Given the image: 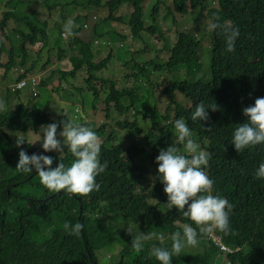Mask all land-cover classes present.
I'll return each mask as SVG.
<instances>
[{"label": "trees", "instance_id": "16d2710c", "mask_svg": "<svg viewBox=\"0 0 264 264\" xmlns=\"http://www.w3.org/2000/svg\"><path fill=\"white\" fill-rule=\"evenodd\" d=\"M32 1L26 4L25 0H11L7 4L14 9L25 8L26 13L23 17H18L12 12H7L0 20V32L3 34L6 22L14 18L18 22H24L29 33L18 32L19 59L15 56V48L8 49L4 40L0 39V56L7 53L9 60L7 64H0V67L7 71L20 64L25 71L33 73L35 67L39 65L40 55L36 54L34 61L28 65V44L34 45L37 40L43 39L45 45H50V51L57 50L60 59L65 56L64 45L71 44V48L81 53V57H70L74 70L63 73V77L61 75L63 83L56 88L59 94L69 86L65 82L68 75L76 74L78 69H82V64L89 62L95 56L97 47L94 39L99 35H93L92 38L87 36L80 38L74 35L71 41L57 38L51 34L48 23L39 19L40 12L36 7L29 8L33 4ZM48 1L45 0V7H48L51 13L59 8L56 25L60 32L64 31L61 23L66 20L68 11H76L73 22L89 18L92 14L87 12L89 8H85L82 1L70 0L64 5L56 0H53L56 1L53 4H49ZM118 1L120 0L110 1L109 7L112 8ZM128 1L135 6L133 21L136 25L134 33L137 35L143 29V5L147 0ZM209 1L190 0L192 9L198 7L200 9V13L197 12L195 17L198 18L195 22L196 26L199 25L206 11L214 23L226 22L239 28L240 35L235 42V51L227 52L223 34L219 29V31L213 30L210 36L211 64L210 67H206L203 59L204 54L208 57L205 51L207 48L202 47L198 38L180 32L176 45L171 51L168 50L164 66L153 62H150V66L156 70L166 65L168 73L174 68H184L189 77V80L184 82L167 81L168 84L163 91V94L171 99L170 105L175 107L172 127L175 129V121L183 118L193 132V139L210 155L211 159L205 171L214 181L213 195L225 197L234 205L230 218L233 234L224 235L217 231L215 235L221 239V246L215 244L211 238L203 237L199 248H189L180 256H173L172 264H227V262L264 264V180L255 177L256 169L264 162V145L238 153L231 144L235 128L247 120L245 116L237 118L243 114L242 109L254 105L257 97H264V0H217L218 6L207 12ZM156 2L151 11L154 22L158 18L159 6L164 4L161 0ZM174 2L178 12L185 14L188 12L186 0ZM89 3L91 9L99 5V2L94 0ZM94 17L95 15L92 14L90 18ZM169 17L174 16L170 8H167L161 20L167 22ZM97 25L105 27L102 28L105 34L113 33L105 22ZM75 33L79 34L80 30H76ZM200 34V38L206 37L205 32ZM101 58L105 59L102 62L104 68L110 59L106 48L102 51ZM47 64L49 61L46 62ZM197 67H201L202 70L206 68L209 78L195 79ZM138 69L140 76L147 72L143 66ZM24 77L25 75L22 74L19 79ZM92 80L93 78L88 81L86 89H83L81 84L75 83L77 88L75 90L82 104L85 103L84 94L92 92L91 105L95 109L101 97L93 87ZM40 81L44 85L49 82L45 79ZM165 82L166 80L162 84ZM111 91V95L108 96L110 101L103 110L106 119H110L113 115L110 108L111 101H114L119 113L131 109L124 105L121 96L127 97L130 103H134L133 94L116 90L114 87ZM176 93L184 97L180 103L174 100ZM62 94L63 92L60 93ZM60 98L62 99V96ZM200 102L206 105L217 103L219 106L216 112L209 109L210 121L207 123L191 120V114ZM54 103L55 100L48 103L46 109L43 108L44 111H40V107L27 110L24 104H21L19 110L23 109L22 114L18 118H11L14 119L11 122L5 120L6 115L0 116V264H160L155 257L149 255L153 245L161 246L159 241L145 242L143 251L135 252L131 247L133 236L121 229L117 222V214L134 223L135 234L163 233L164 245L169 248L171 246L169 237L172 233L176 231L182 233L185 225L192 227L196 225L176 209H165L168 197L164 192L163 183L158 179V171L153 175L154 184H149L148 176L152 175V171L143 170L134 161L135 156L142 151L136 146L128 147L124 141L116 143V137H119L116 136L118 130L112 129L103 145L101 162L107 161L108 168L97 177V182L101 185L100 190L92 192L89 197L65 195L63 191L53 194L40 183V178L35 172L23 174L15 169L21 148L29 155L37 153L53 157V168L58 166L60 161L67 167L75 160L67 148L63 153L44 152L42 140L38 147L33 149L25 144L20 148L16 146V137L23 136L26 141H30V133L38 131L43 124L60 123L66 119L90 126L98 137L107 132L109 124H100L97 127L95 122L85 121L75 105H65L57 112L59 118L54 120L53 114L48 113ZM153 109L158 113L157 108ZM166 114L169 117L168 110ZM113 121L118 122L117 126L124 130L128 139L142 134L138 124L130 123L127 118L123 121L118 119ZM62 129L61 124L58 132ZM171 137V132L163 128L159 136L160 147L164 146ZM147 139L148 135L140 141L144 143ZM110 142L114 143L112 147H108ZM182 147L178 144V149ZM66 222L73 225L77 222L81 223L84 226L81 235L76 237L67 234L63 228ZM138 229L142 231L138 232ZM117 244L122 247L118 248V253L109 260L103 258L102 251L108 249L112 252ZM222 247L233 250L234 253L223 252Z\"/></svg>", "mask_w": 264, "mask_h": 264}, {"label": "clouds", "instance_id": "9594fccd", "mask_svg": "<svg viewBox=\"0 0 264 264\" xmlns=\"http://www.w3.org/2000/svg\"><path fill=\"white\" fill-rule=\"evenodd\" d=\"M10 1L11 0H9L6 5ZM56 1L62 3V5L68 4L63 3V0ZM78 1L83 2V0ZM90 1L91 0H85V2H83L85 4V8H89L87 9V12H93L90 8ZM94 1L99 2V5L96 6V9H103L105 10V12H103L99 16L95 15L94 18H90L91 16H89V18H86L84 20L73 22L76 17V11H68L67 16L69 20L65 24V21L61 23L64 31L60 32L58 26L56 25V22L58 20L55 22V29H58V35H54L51 31V34L57 36V38H62V40L70 39V41L72 40L74 35L80 38H83L84 36L92 38L93 35H99V37H95L94 39V44L97 47L95 56L92 57L89 62L82 64V69H78L76 74H69L68 79L65 80V82L69 84L70 88H76V83L81 84L83 89H86L87 83L91 78H93V80L91 81L93 85L97 80L98 75L101 74V72L106 69V66L113 61V54L118 52L119 54L123 53V56L127 55L129 53V49H126L127 43L133 42V39H142L143 34L146 32L152 34L159 33L161 38L164 39L163 47L160 50L155 51V58L157 57L158 53L161 52H165L168 55V50L171 51V49L176 45L178 38L175 43L170 44L169 39L164 37V35L161 33V28L157 25L156 21H153L152 18V23L149 26H146V18L144 16L145 10L142 13L143 29L137 35L134 33V28L136 27L133 21V15L135 13L134 3L131 4L128 0H120L115 3L112 8H110L108 3L112 0ZM125 5L130 7V14L128 18H115L113 16L114 13L118 12L120 9H123V6ZM188 6H190V9L192 11H196V14L190 13V11L188 10ZM79 11H81V9H79ZM187 11L188 12L186 14L180 12L178 13L185 16H187L188 14H192L194 15V18L196 17L197 12L200 13L199 7L195 10L192 9L190 0L187 4ZM117 16H120V14H117ZM173 16L175 20H177L176 16ZM163 17H160V19ZM100 19L104 21H101ZM197 19L198 18H195L194 22H196ZM80 21L81 24H79ZM168 21L172 22V18ZM104 22L106 23L107 27L108 23L113 26H115V22L123 23L127 26L129 34L115 32L114 27H108L112 30L113 33L105 34L102 31V28L105 27H103L102 25H97ZM167 22L163 23L166 24ZM209 28L210 30H212V32L213 30H220L225 38L227 52L235 51V42L240 35L239 28L229 25L226 22L212 23L209 25ZM76 30H80V33L76 34ZM175 32L179 37L178 33L181 32L180 26L176 28ZM2 36L3 34L0 35L1 40H3ZM4 42L6 44V41ZM210 42L212 43L211 40ZM17 43L19 47V39L17 40ZM139 43L142 44V47L140 48L141 50L143 48V42ZM28 45L27 49L29 53V59L32 58V62L34 61L36 54L40 55L39 61L42 59V50L44 48H48V53H50V55L45 59L44 64L40 67L39 70H37V67H35L33 73L27 70L25 71V69L20 64L15 65L7 71L0 67V96L2 95L4 97V95H6V99L9 100V104L7 105H4V102L0 101V116L7 115L4 113L6 110L8 111V108H6V106L10 105L11 98H13L15 108H18V110L20 108L19 106L22 103L26 106H29V104H27V102L25 103L21 98L22 91L27 88L30 89V100L36 99V102L32 104V107L35 105L34 108H39V106H42L41 103H38L40 92L37 90V88L39 86H46L50 93H52L50 99L48 100V103L53 100L57 101L54 98L55 93L58 94V90L56 88L59 86V84L63 83V81L61 80V75L63 77V73H70L74 70V66L70 62V57H63L64 59H60L57 54L56 56L58 60L54 63L55 66L54 64L51 65V56L53 54V51H50V45H45L43 39L37 40L34 45ZM68 46L70 47V50L73 51L74 48H71L72 45L69 44ZM36 47L39 48L38 51L35 50ZM105 48L110 54V59L109 61L106 60L107 64L103 68L102 62L105 59H102L101 57L98 59V56ZM79 54L80 55H75L74 57L80 58L81 53ZM32 55H34V57ZM141 59L143 58H140V60ZM8 61L6 63H3L2 56H0V64H7ZM47 61H49V64L46 65ZM132 62H135L136 65L133 69L139 67L136 61ZM150 62L152 63L153 60H151ZM65 63L69 64V67L61 68L59 66V64L64 65ZM129 63L124 62L123 64L128 67ZM30 64L28 63V65ZM15 67H19L22 70L21 72L17 73L16 78H13L11 76V72ZM54 73L60 74V77L56 80H53V77H55L53 76ZM22 74H24L25 77L19 79ZM133 75H136L135 71L134 74H131V76H126L128 77V80L130 77L137 78L138 76H140L136 75V77H133ZM40 79H45L49 82L44 85L40 81ZM53 82L55 84L54 86ZM119 82V91H125L128 94L134 95L133 89H130L127 84L121 82V80H119ZM103 83L105 84L102 85L103 89L105 87L108 88L106 82ZM109 84H111V88H108V95L106 99L102 102L100 101L101 98L99 99L100 103H105L102 105L103 108L100 111L101 113L105 108H107V102L110 101L108 96L111 95L112 91L109 93V89L111 90L113 87L116 90L119 89L116 87L115 82L109 81ZM93 87L100 94L96 86L93 85ZM158 89L160 90L159 86L157 87V91ZM63 90L61 92L65 94L66 92H64ZM176 95L179 94H175V102H177ZM121 99L124 105L130 107L131 109H128L125 113H119L117 112L118 107L116 106L114 101H111L110 108H112L113 115L110 119H108L107 124L110 123L112 125L114 119L123 121L127 118L129 119L130 123L138 124V127L140 128L142 134L141 136H134L131 139H128L127 134H125L124 130L120 129V133H124V135L120 136L118 133L116 136L119 137H116V143L124 141L126 142L128 147L136 146L139 150L142 151L141 154L135 156L134 161L137 166L141 167L143 170L149 169L150 171H152V175L148 177L152 178L153 182H155V178L153 177V175L158 171V179L163 183L164 192L168 197L166 203L167 208L169 210L176 209L179 213H182L184 217L190 219L196 225V227L185 225L182 233L180 231L172 233L169 237V239L171 240L170 248L164 245L165 235L163 233L140 232L139 234H135L133 228L129 226L127 228V233L133 236L131 247L135 252L139 253L143 251L145 242L157 240L159 241V244L161 246L153 245L149 253L150 257H155V259L159 261L160 264H172L173 256H180L183 251L189 248H199L201 238L203 237L211 238L215 242V244L221 246V239L217 237L215 233L219 231L224 235L233 234L230 218L234 210V205L231 204L225 197L213 195L214 181L210 179L205 171V168L207 167L209 160L211 159L210 155L206 151L202 150L200 148V145L193 139V132L183 118L177 119L175 121L174 129L172 127L174 114H170L169 118L166 113L165 115L161 114L159 111L158 113H155L154 109L149 107L148 105L146 106V108H135V101V104L130 103V100L126 103V100L128 99L127 97L121 96ZM170 101L171 99H169V102ZM54 104L52 105L50 112H53ZM61 104L64 106L68 105L63 104L62 102ZM72 105H75L77 107L76 110L81 114V116L85 118V109L83 107H79L77 103H74ZM30 108L31 107L29 106V108L26 107L25 109L31 110ZM170 109H173L175 113V108ZM209 109L212 112H216L219 110V106L217 105V103L206 105L204 102H200L198 105H196L195 110L192 112L191 120L194 122H209ZM95 112L96 108L93 113L95 114ZM131 113L134 117V120L132 121L130 120ZM242 113L247 118V120L245 123L237 125L234 130L231 143L234 145L235 150L238 153H242L246 149L264 145V97H257L255 99L254 105L244 107L242 109ZM165 117H168V119H165ZM161 121L165 122L163 125L158 127ZM61 124L63 126V129L62 131L58 132ZM110 124L108 125V128H113L115 124H118V122L114 123V125L112 126H110ZM163 128H167L171 132L172 137L165 143L164 146L160 147L159 136L160 131ZM111 131L106 132L105 135L98 137L95 131L90 126L75 123L71 120L66 119L60 121V123L53 122L47 125L43 124V126L40 127L38 131H32L30 133V141H26L23 136L16 137V146L20 148L23 144H25L26 146L33 149L35 147H38V144L42 140V148L44 152L50 153L55 151L58 153H63L65 151V148H67V150L70 151L75 157V160L70 166L67 167L63 162L60 161L58 166L53 168V157L37 153L29 155L25 150L21 148V150L19 151V160L15 169L23 174L35 172L40 178V183L53 194H59L63 191L65 195L75 194L81 198L89 197L92 192L100 190L101 185L97 182V177L104 173L108 168L107 161H104L103 163L101 162V151L105 141L109 138ZM175 134V141L171 145L170 140L173 139ZM147 135V141L141 143L140 139L145 138ZM175 143H179L183 146V153H181L180 149L174 146ZM113 145L114 143L110 142L108 144V147H112ZM147 147L151 149V154L149 155L150 161H147L144 165H142L140 160H136V157L145 156ZM255 177L257 179L264 180V162L259 164V167L255 172ZM80 210L82 211V205L80 206ZM83 227L84 226L79 222L75 223L74 225L70 222H66L63 225L64 231L67 234L74 235L76 237H79L81 235ZM221 249L223 252L234 253L233 250H227L224 247H222ZM227 264L229 263L227 262ZM239 264L245 263L240 262Z\"/></svg>", "mask_w": 264, "mask_h": 264}, {"label": "rangeland", "instance_id": "374dc122", "mask_svg": "<svg viewBox=\"0 0 264 264\" xmlns=\"http://www.w3.org/2000/svg\"><path fill=\"white\" fill-rule=\"evenodd\" d=\"M9 0H0V20L2 18H4L5 14L7 12H12L13 14H15L18 17H23L24 14L26 13V9L21 8V9H14L11 6L6 5V3ZM28 4L30 0H25ZM70 0H63V3H68ZM103 1V0H102ZM157 0H147L146 3L143 5V9L145 10L144 16H145V20H146V26H149L152 23L151 20V11L154 7L155 4H157L156 2ZM162 2H164V4L159 6V13H158V18L156 20L157 25L161 28V33L164 35L165 38L169 39L170 44H173L176 42L178 36L176 35V28L180 26L181 28V32H184L186 34H189L190 37H196L199 40H201V45L204 49L207 48V50H205L207 52L208 57L206 56V54H204V59H203V64L206 67H210V53H211V46L212 43L210 42V36L212 33V30H210L209 25L214 23V20L209 17L205 11L202 20L199 22V25L196 26V23L194 22L195 18L194 15L192 14H188L187 16L185 15H180L178 13V11L175 8V0H161ZM187 4L189 2V0H186ZM83 2H85V0H83ZM31 3H33L31 5V7H29L30 9L32 7H36V9L40 12V16L39 19L41 21H46L48 23V28L50 30V32L52 31V33L54 35H58V29H55V22L59 19V12L57 9L56 11H52V13L49 11L48 7H45V0H43V2L41 0H33ZM49 4H53L56 3V1L53 0H49L48 1ZM218 6V2L217 0H210L208 2V6L206 8L207 12L210 9L216 8ZM167 8H170L171 12L173 15L176 16L177 20H175L174 17H169V19L172 18V22L168 21L166 24H164L162 22V20L160 19V17H163L164 14L167 12ZM94 9V10H93ZM86 10V9H84ZM188 10L190 11V13L196 14V11H192L190 9V6H188ZM92 14L99 16L100 14H102L103 12H105V10L103 9H96V8H92L91 9ZM130 12V7L129 6H123V9H120L118 12L114 13V17L115 18H128L129 13ZM92 14H90L89 16H92ZM117 14H120V16H117ZM68 16L66 17V20L64 22V24L68 21ZM195 23V25H194ZM79 24H81V21L79 22ZM202 26V27H201ZM108 27H114L115 32H122L123 34H129V30L127 28V26L123 23L120 22H115V26L111 25L110 23H108ZM55 29V30H54ZM20 31H25L26 33H29V30L26 27V24L24 22H18L16 19L11 18L6 22V27L3 29V40L6 41V46L8 49H11V47L15 48V56L19 59L20 58V52L18 51V37L19 34L18 32ZM200 32H205V38H200L201 34ZM0 35H2L0 33ZM17 36V37H16ZM11 39V40H9ZM13 39V40H12ZM139 42H143V48L140 50V48L142 47V44ZM131 44V45H130ZM164 45V39L161 38L160 34H152L149 32H146L143 34V38L142 39H133V42H129L127 43V47L129 49V53L125 56H123L122 54H116L114 53L112 56V62L110 64H108L106 66V69L101 72V74L98 75L97 80L94 82V86H96V88L99 90L101 96L99 95V97H101V102L104 101L108 95V88H111V84H109V81H113L116 84V87L119 88L118 90H120V82L119 80H121V82H124L125 84H127V86L130 89L134 90V95L132 97V99L135 101V108H146V106L148 105L151 108H157V110L165 115L166 110H168L170 112L171 115L174 114V110L170 109V108H175L170 106V102H169V98H167L166 96L163 95V91L165 90L166 86H167V81H186L189 80V77L186 75V71L184 70V68H180V69H173L170 71V73H168L167 71V66L165 65V67H160L158 69H154L150 66V61L153 60V62L155 64H160L162 66H164V62L167 61V54L164 53H158L157 57L155 58V54L157 50H160ZM29 46V45H28ZM65 49V56L66 58L69 57H74L75 55H80L79 52H77L75 49L70 50L69 46H65L63 47ZM30 49V48H29ZM36 51L39 50L38 47L35 48ZM57 50H54L53 54H52V64L53 65L57 60ZM50 55V53H48V48H44L42 50V59L40 60L39 65L37 66V70L40 69V67L44 64L45 59ZM34 57V55H32ZM102 56V52L99 54L98 59ZM140 58H143L140 60ZM64 59V58H63ZM166 60V61H165ZM8 61V54L5 53L2 55V62L6 63ZM132 61H136L137 64L139 65V67H145L147 69V72L144 73L143 77L142 76H138L137 78H132L130 77L128 80V77L126 75L131 76V74H134V71L136 72V75H141V73L139 72V69H133L136 65L135 62ZM32 62V58L29 59L28 63L30 64ZM124 62L129 63L128 67L125 66V64H123ZM55 66V64H54ZM53 66V67H54ZM59 66L61 68H67L69 67V64H59ZM125 67V68H122ZM133 69V70H132ZM21 68L19 67H15L12 72H11V76L13 78L17 77V73L21 72ZM58 71V70H56ZM55 71V73H56ZM197 75L195 77V79H201V78H209V76L207 75L208 70L205 68V70H202L201 67H197ZM40 72V71H38ZM124 72V73H122ZM53 74V80H56L57 78L60 77V74ZM49 74V73H47ZM142 78V79H141ZM163 80H166V82L164 84H162ZM103 82H106V85L108 86L105 87L103 89ZM54 82H53V86H54ZM160 87V90L158 89L157 91V87ZM71 89V90H70ZM76 88H70V86H67L63 91L66 92V94H56L55 93V98L57 101H55L54 104V110L53 112L48 111V113H52L53 114V119L57 120L59 117V115L57 114V110L59 111V108L64 107V105L61 104V102L63 104H68V105H72L74 103H77V105L79 107H83L85 109V121L88 122H95L97 124V127L102 123L103 125L107 124L108 119H106L103 115V112L101 113V109L103 108L101 103H98L96 106V112L95 114L94 112V108H92V99H93V94L92 93H88L86 92L84 94V98H85V103L82 104L81 102H79L78 100V93H76ZM37 90L41 93V97H39L38 99V103H41L42 106H39V110L40 111H44V109H46V106L48 104V100L50 99L52 93H50V91L47 89L46 86H39L37 88ZM101 90V91H100ZM75 91V92H73ZM104 91V93H103ZM111 92V90L109 89V93ZM60 96H62V99L60 98ZM11 97V95H10ZM21 98L22 100L27 104H29V106L31 107L30 109L34 108L35 105L32 107V104H34L36 102V99H31L30 100V89L27 88L25 90L22 91L21 94ZM34 98V97H33ZM183 96L182 95H176V100L177 102L183 101ZM0 101L4 102V105L9 104V100L6 99V95H4V97L1 95L0 96ZM88 102V103H87ZM129 102V99L126 100V103ZM87 103V104H86ZM23 104V103H22ZM86 104V106H85ZM25 105V104H24ZM26 106V105H25ZM29 108V106H26ZM6 108H8V111L6 110L4 114L6 115V121L7 122H11L14 119L11 118H17L22 114L23 109L21 108L20 110H18V108H15V103L13 102V98H11V103L10 105L6 106ZM5 108V109H6ZM44 108V109H43ZM167 108V109H166ZM244 117L243 114L239 115V117L237 118H242ZM130 120H134L133 114L131 113L130 115ZM165 121H161L160 124L158 125V127H160L161 125L164 124ZM114 125L115 121L112 122ZM110 124V123H109ZM110 124V126H112ZM117 124L114 125L113 128H108L106 131L110 132L112 129H116L119 131V135L122 136L124 135V133H120V128L118 126H116ZM147 126V125H145ZM175 136L173 137L172 140H170V144L172 145L173 142L175 141ZM178 144L179 143H175L174 146L178 148ZM181 153H183V147L180 148ZM151 154V149L149 147L146 148V155L145 156H139L136 157V160H140L141 164L144 165L147 161H150L149 155ZM148 183L149 184H154L152 178L149 177L148 179ZM166 210H169L166 206L165 208ZM117 222L120 224L121 229L123 231H125L127 233V228L129 226H131L132 228L134 227V223L131 222V220L125 218L124 216L117 214ZM142 231V229H138V232ZM128 234V233H127ZM118 248H122L119 244L115 245L114 249L112 252H109L108 249L103 250L102 252L103 254V258H105L106 260L111 259V257L113 255H116L119 251ZM223 259V258H222ZM128 262V261H127Z\"/></svg>", "mask_w": 264, "mask_h": 264}]
</instances>
